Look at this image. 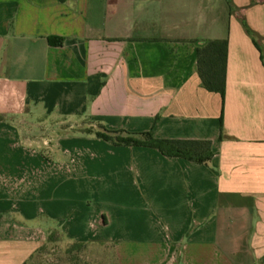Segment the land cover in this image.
Masks as SVG:
<instances>
[{
  "label": "crops",
  "instance_id": "obj_1",
  "mask_svg": "<svg viewBox=\"0 0 264 264\" xmlns=\"http://www.w3.org/2000/svg\"><path fill=\"white\" fill-rule=\"evenodd\" d=\"M211 40L228 43L224 99L198 74ZM98 126L213 157L114 147ZM51 233L112 242L117 264H263L264 0H0V264Z\"/></svg>",
  "mask_w": 264,
  "mask_h": 264
},
{
  "label": "trees",
  "instance_id": "obj_2",
  "mask_svg": "<svg viewBox=\"0 0 264 264\" xmlns=\"http://www.w3.org/2000/svg\"><path fill=\"white\" fill-rule=\"evenodd\" d=\"M48 41L50 44L60 46L64 39L50 37ZM227 50L228 43L226 40L206 41L197 47L198 74L202 86L209 92L219 93L223 99L226 91ZM95 135L99 139L114 145L154 148L165 156L184 158L199 164H205L213 157L211 142L209 141L157 139L152 132L110 131L103 126H100ZM54 242H57V238L55 233H51L49 243ZM74 246L84 247V244L76 243Z\"/></svg>",
  "mask_w": 264,
  "mask_h": 264
},
{
  "label": "rangeland",
  "instance_id": "obj_3",
  "mask_svg": "<svg viewBox=\"0 0 264 264\" xmlns=\"http://www.w3.org/2000/svg\"><path fill=\"white\" fill-rule=\"evenodd\" d=\"M87 127L82 125L80 128ZM94 128H90L93 130ZM100 126L95 130L99 131ZM40 128H35L30 131L31 135H40ZM105 144L118 147L110 142L105 141ZM81 145V144H76ZM122 146V145H121ZM105 204H102V208L107 213L115 215L116 213V198L107 196L104 198ZM115 219V218H114ZM59 243L45 246L36 257H34L28 264H117L116 255L113 252L114 243L104 244L103 246L93 245L88 248L74 246L73 244L63 243V239L57 237Z\"/></svg>",
  "mask_w": 264,
  "mask_h": 264
}]
</instances>
